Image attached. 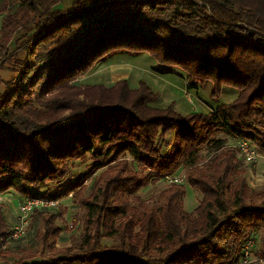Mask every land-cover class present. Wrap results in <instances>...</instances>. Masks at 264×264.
<instances>
[{
  "label": "trees",
  "instance_id": "16d2710c",
  "mask_svg": "<svg viewBox=\"0 0 264 264\" xmlns=\"http://www.w3.org/2000/svg\"><path fill=\"white\" fill-rule=\"evenodd\" d=\"M0 16V73L12 71L0 74V194L61 199L102 168L83 200V242L4 264H237L257 233L254 254L264 260V185L246 192L237 148L216 136L245 139L264 155V0H0ZM115 51L145 52L190 84L208 82L211 95L227 87L235 96L182 114L158 105L143 81L78 87ZM201 147L208 155L198 166ZM82 161L83 173L62 184ZM182 167L154 205L136 197L141 209L128 206L150 179ZM183 179L201 196L191 210ZM42 207L28 216L52 244L60 225ZM13 229L0 209V249Z\"/></svg>",
  "mask_w": 264,
  "mask_h": 264
},
{
  "label": "rangeland",
  "instance_id": "374dc122",
  "mask_svg": "<svg viewBox=\"0 0 264 264\" xmlns=\"http://www.w3.org/2000/svg\"><path fill=\"white\" fill-rule=\"evenodd\" d=\"M2 19L3 17L0 16V25ZM107 56H109L107 57L108 59L124 58V60H128L129 67L131 70L139 74V78H145L142 72L146 70L150 71L153 69L158 72L160 77L158 78L159 80H156V83H159L161 86H166L168 93L163 94L162 89H158L159 86L155 89V87H152L154 86L153 83H151L149 79H146L149 81L153 90L159 92L158 97H160L165 104L170 103L171 106L179 113H184L189 110H212L216 105L232 100L236 93L233 89L222 87L219 94L211 95L209 93L210 84L208 82L203 84L196 82V84L193 83V85H191L184 79L183 73L177 68L161 66L145 52L130 53L127 51H115L111 52ZM105 62L102 60L97 61L96 65L94 64L89 72L79 77L76 80L78 87L81 88L84 84H87V82L90 81L100 82L104 85H110L113 83L115 77L111 72L112 69L108 66V62ZM0 74L3 79H9L12 75V71L3 69ZM92 75H97V78ZM133 80V78H130V83L132 86H135L137 83ZM3 89L4 85L0 83V91ZM216 136L224 137L226 144L233 147L232 136L225 135L220 132H218ZM165 139L170 140L169 136L165 137ZM207 153L208 152H206L204 147L197 150L196 164L198 166H201V163L206 159L208 155ZM121 159H127V161H129L128 157H121ZM83 164V161L78 163L76 162L75 166L71 168L70 175L65 177L62 184L65 181L73 180L78 175L82 174L84 171ZM140 167V164H135V169L140 170ZM101 169L88 175L81 183V190L79 189L78 192L68 193L61 199L41 200L42 203L38 204V206L42 207L41 205H43L42 208L48 210V213L45 214V216L49 215L50 212L52 214L50 220L53 218V221L59 223L60 225L58 234L52 244L49 243L51 238L48 241L46 240L44 245L42 244L40 236L44 233V230L46 231V228L44 224L42 225L43 222L41 220L38 218H36L37 220H31L29 216L24 218L22 217L23 213H21L19 205H21L20 201L24 198L21 199V197L12 190L5 192L4 194H0V209L2 210L3 216L7 222L11 223L13 226L16 224L23 225L22 230L24 231L23 234H21V236L14 241H4V244L0 249V264H4L6 261H15L18 259H22L23 262H27L32 259L38 260L45 257L47 254L56 252L57 249H61L66 246L72 248V246H77L79 243L83 242L84 237L88 233V227L86 226L87 222H85L84 218L86 208L83 204V200L87 199L88 195L97 189L98 184L96 176ZM143 169V173L145 172L147 174V169ZM238 169H241L244 173L246 181L245 190L248 194L255 193L257 189H260L264 185V155L258 154L254 163H247L244 160L240 161ZM131 170L133 171L132 168ZM186 170L187 169L185 167L179 168L172 175L176 177H183ZM163 177L165 176L159 178L156 176L153 181L150 179L145 186L136 191L135 196H128V206L130 204L140 210L141 207L139 205V200L142 201L144 205H154L159 198L160 191L168 184V181H166ZM182 183L185 191L183 197V208L185 210H191L197 204L201 196L197 191L187 185L184 179ZM55 185L56 184H53L51 187H54ZM136 197H138L139 200L135 199ZM89 223L92 222L90 221ZM258 238L259 233L253 235L254 242H252L251 249V259L253 262L250 264H264V260L257 259L254 254L256 246L258 245ZM103 242L108 245L111 243V239H105ZM8 244L9 247L5 248Z\"/></svg>",
  "mask_w": 264,
  "mask_h": 264
},
{
  "label": "built area",
  "instance_id": "2783aa9c",
  "mask_svg": "<svg viewBox=\"0 0 264 264\" xmlns=\"http://www.w3.org/2000/svg\"><path fill=\"white\" fill-rule=\"evenodd\" d=\"M233 147L237 148L238 155L241 157L242 160L246 161L247 163H254L257 159L258 153L250 146L248 141L242 138H234L233 137ZM165 180H172V181H180L181 177H176L173 175H166L163 177ZM42 203L39 199H26L20 202V211L23 213V218L28 216L30 211L32 210L33 206ZM46 203V201H45ZM13 232L10 235V239H17L18 237L23 234V225L16 224L13 226ZM251 249H252V239H246L241 245V252L237 260V264H244L251 261Z\"/></svg>",
  "mask_w": 264,
  "mask_h": 264
},
{
  "label": "crops",
  "instance_id": "0c3cea01",
  "mask_svg": "<svg viewBox=\"0 0 264 264\" xmlns=\"http://www.w3.org/2000/svg\"><path fill=\"white\" fill-rule=\"evenodd\" d=\"M119 52H122V51H119ZM107 57H109V56H106L105 58H103L102 61L108 62L107 64L112 69V70L111 69L110 70L113 73V76L115 77L114 78V81L117 80V79H119V78H124L131 87H134V86H132V84L130 83L131 82L130 81V78H133L135 80V83H138V81H143V82L146 81L145 83L148 84V86H150V83H149V81H150L154 85L152 87H155V89H156L157 86H159L158 89H162L163 94L168 93V89H167L166 86H161L159 83H156V80H159L158 78L160 77V74H158V72L154 71L152 68H151L152 70H150V71L146 70V71H143L142 72L145 78H139L140 77L139 74L136 73L135 71L131 70V68L129 67L128 60H124V58H122V59H117V58L110 59L109 58L108 59ZM96 63H95V65H96ZM92 76H94L95 78H97V75H92ZM146 78L149 79V81ZM140 79H143V80H140ZM89 83H100V82H95V81L87 82V84H89ZM191 85H193V84H191ZM152 87L150 86V88L153 90ZM153 91L155 93H157V95L159 96V92L158 91H156V90H153ZM156 103H159L158 105H160V106H166V105L170 104V103L165 104L164 101L161 100L160 97L157 98ZM189 111L184 112L182 114L188 113Z\"/></svg>",
  "mask_w": 264,
  "mask_h": 264
}]
</instances>
